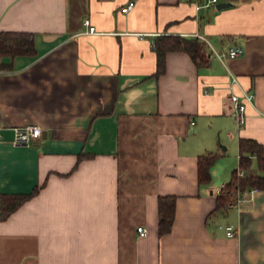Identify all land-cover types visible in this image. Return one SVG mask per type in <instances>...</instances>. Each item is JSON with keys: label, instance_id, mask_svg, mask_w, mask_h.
<instances>
[{"label": "crops", "instance_id": "0c3cea01", "mask_svg": "<svg viewBox=\"0 0 264 264\" xmlns=\"http://www.w3.org/2000/svg\"><path fill=\"white\" fill-rule=\"evenodd\" d=\"M219 2L230 5L0 0V31L32 33L35 48L0 68V195L35 191L0 219V264H264V184L226 208L216 198L239 139L264 148V0ZM160 35L196 37L207 64L167 52L154 76ZM233 46L238 57L215 56ZM230 75L234 93L254 95L241 126ZM29 125L41 137L13 146ZM209 152L220 157L199 184L197 158ZM245 171L264 177L254 157ZM164 195L175 210L159 235Z\"/></svg>", "mask_w": 264, "mask_h": 264}, {"label": "trees", "instance_id": "16d2710c", "mask_svg": "<svg viewBox=\"0 0 264 264\" xmlns=\"http://www.w3.org/2000/svg\"><path fill=\"white\" fill-rule=\"evenodd\" d=\"M156 54V70L154 76H159L165 69V55L167 52L187 53L196 66L207 64L204 43L196 37H180L160 35L154 41ZM34 35L29 32L0 31V68L6 67L5 58L34 55ZM238 167L232 172L230 180L224 184V194H218V207L226 208L236 204L238 194L247 197L250 189H260L264 184V177L251 174L244 177L237 176V170L248 169L252 164V157L256 160L257 169L264 172V148L255 140L241 138L238 141ZM220 157L219 154L209 152L197 158V180L199 184H207L211 180L210 170ZM35 191L27 194L0 195V219L7 218ZM176 197L173 195L159 196L157 200L158 234L163 235L170 231L174 218Z\"/></svg>", "mask_w": 264, "mask_h": 264}, {"label": "built area", "instance_id": "2783aa9c", "mask_svg": "<svg viewBox=\"0 0 264 264\" xmlns=\"http://www.w3.org/2000/svg\"><path fill=\"white\" fill-rule=\"evenodd\" d=\"M188 3H191L196 10H199L201 8H212L216 7V4L219 3V0H186ZM132 3H129L127 8H131ZM126 8V9H127ZM124 9V11L126 10ZM85 24L88 25L89 22L88 20H85ZM88 33H95L93 27H89L87 30ZM243 52L242 48L239 46H233L229 48L225 52H215V56L219 60H223L225 58H235L241 55ZM1 73V72H0ZM235 86L238 85V80L234 75H230V83H229V89L232 91L229 100L231 102V114L234 117L236 124L238 126H241L245 122V111H246V106L248 104H252L254 95L251 92H247L243 89L240 90L239 94H236L233 92V89ZM191 124H194V122H191ZM42 135V131L40 127L34 126V125H29V126H24V127H17L14 129V134H13V139L11 141L12 145L15 147H28L32 143V141L39 139ZM248 175V172L243 170V169H238L237 170V176L239 177H244ZM257 189H250L247 191L246 195L247 198L244 196H241L240 194L237 195L236 197V204L247 201L251 198L253 193H255ZM224 184L219 188L217 195L218 194H224ZM219 227H223L225 229L226 235L228 237H235L236 236V231L234 228L230 225H219ZM137 232L140 236H145L146 235V229L142 226L137 227Z\"/></svg>", "mask_w": 264, "mask_h": 264}, {"label": "water", "instance_id": "95a60500", "mask_svg": "<svg viewBox=\"0 0 264 264\" xmlns=\"http://www.w3.org/2000/svg\"><path fill=\"white\" fill-rule=\"evenodd\" d=\"M229 5H230L229 2H219V3L216 4L215 8L220 10L222 8H225V7L229 6Z\"/></svg>", "mask_w": 264, "mask_h": 264}, {"label": "rangeland", "instance_id": "374dc122", "mask_svg": "<svg viewBox=\"0 0 264 264\" xmlns=\"http://www.w3.org/2000/svg\"><path fill=\"white\" fill-rule=\"evenodd\" d=\"M222 185H220V187H221Z\"/></svg>", "mask_w": 264, "mask_h": 264}]
</instances>
